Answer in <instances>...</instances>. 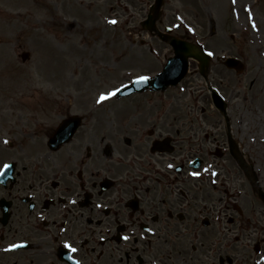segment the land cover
<instances>
[{"label": "rangeland", "instance_id": "374dc122", "mask_svg": "<svg viewBox=\"0 0 264 264\" xmlns=\"http://www.w3.org/2000/svg\"><path fill=\"white\" fill-rule=\"evenodd\" d=\"M238 1L234 6L229 0H163L156 26L179 25L173 36L197 42L213 55L204 75L207 80L189 60L185 77L169 88L170 106L178 110L171 117L193 122L198 132L194 136L196 157L203 159V166L221 165L212 176L217 186L210 176L198 178L209 177L210 182L198 181L199 194L205 200L216 199L221 196L217 191L229 187L230 197L243 209L244 215L234 214L238 223L257 227L254 233L247 231L251 234L247 249L234 245L242 260L249 253L256 258L252 247L264 235V203L254 196L224 146L228 136L233 139L264 190V86L257 90L264 79V0ZM153 2L0 0V168L17 149L26 147L31 160L44 151L41 138L5 149L3 139L15 136L26 114L37 113L39 124L53 128L61 116L92 104L120 105L114 91L139 74L150 75L162 68L172 48L140 24ZM113 20L115 24L110 23ZM24 52L30 55L27 61L21 59ZM228 55L242 60V72L227 69L217 59ZM15 79L18 85L11 89ZM207 84L223 98L224 113L214 107ZM142 95L134 96V101ZM221 141L224 155L218 157L214 147ZM206 148L209 151L199 156L197 149Z\"/></svg>", "mask_w": 264, "mask_h": 264}, {"label": "flooded vegetation", "instance_id": "af4514ba", "mask_svg": "<svg viewBox=\"0 0 264 264\" xmlns=\"http://www.w3.org/2000/svg\"><path fill=\"white\" fill-rule=\"evenodd\" d=\"M168 88L146 89L134 105L87 106L63 152L11 154L13 179L0 187V264H225L227 253L264 264L234 252L230 239H251L227 213L235 206L199 194L198 181L210 182L198 178L211 180L221 165L197 169V132L172 120ZM16 129L17 146L40 138L34 113Z\"/></svg>", "mask_w": 264, "mask_h": 264}, {"label": "water", "instance_id": "95a60500", "mask_svg": "<svg viewBox=\"0 0 264 264\" xmlns=\"http://www.w3.org/2000/svg\"><path fill=\"white\" fill-rule=\"evenodd\" d=\"M161 2L162 0H155V4H153V13L148 15L147 19L142 23V25H144V27L148 28L150 31H155L160 37H162V39L167 40L170 43L171 47H173L174 49L175 57L170 58L168 60L165 68L160 74L155 77V79H153L152 81H148L146 79L141 78L136 79L132 85L125 87L122 91H120L122 94H127L134 90H141L142 88H145V86H147L148 84H151V86L156 89L162 88L168 83L176 84L186 72L187 56L198 58L201 62L202 70H204L205 65L207 64L209 58L208 53L205 54L202 51L197 50L196 46L191 45L182 40L176 39L174 37L162 36V34H160V32L155 29L153 25L155 23L156 18L159 16V7ZM166 30L168 31L169 29L166 28ZM224 64L229 67H233L238 71L243 68V64H241L240 61H237L236 59L231 57H228V59L224 61ZM213 97L216 107L222 108L223 102L221 98L218 97L214 92ZM71 121L72 119L65 120L57 130L56 136L58 134L64 135V137H62V139L59 141V144L60 142L63 143V141L68 140V136L72 134V130L73 128H75V126L73 127L70 124ZM74 125H76V123ZM238 160L240 159L238 158ZM240 162L243 163V160H240Z\"/></svg>", "mask_w": 264, "mask_h": 264}, {"label": "bare ground", "instance_id": "6f19581e", "mask_svg": "<svg viewBox=\"0 0 264 264\" xmlns=\"http://www.w3.org/2000/svg\"><path fill=\"white\" fill-rule=\"evenodd\" d=\"M229 1L233 2V0H229ZM238 2H239L238 0H235V3H233L234 6H236ZM249 38H252V36H249ZM8 77H10V76H8ZM261 81H262V82H261V86L258 87V89H257V90H259V91H261V88L264 86V84H262V83H264V79H263V77L261 78ZM251 83L254 84L255 81L253 80V81H251ZM17 85H18V84H17V80L15 79V80L13 81V84H12L11 89L16 88ZM20 86H21V88L23 87L22 85H20ZM254 88H256V87H254Z\"/></svg>", "mask_w": 264, "mask_h": 264}, {"label": "snow or ice", "instance_id": "6c2138e0", "mask_svg": "<svg viewBox=\"0 0 264 264\" xmlns=\"http://www.w3.org/2000/svg\"><path fill=\"white\" fill-rule=\"evenodd\" d=\"M233 3H235V0H233ZM110 23H113V24H115V23H116V21H114V20H113V21H110ZM209 55H211V53H209ZM141 79H146V78H141ZM104 98H105L104 96H102V97H101V99H104ZM4 167L6 168V167H8V166H7V165H5ZM66 246H67V245H66ZM11 247H13V248H14V247H16V245H12ZM69 247H70V246H69ZM71 251L75 252V251H76V249L72 248V249H71Z\"/></svg>", "mask_w": 264, "mask_h": 264}]
</instances>
